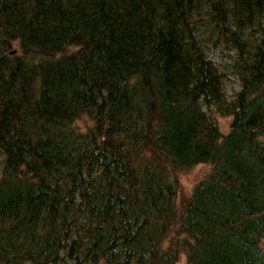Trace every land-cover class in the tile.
I'll list each match as a JSON object with an SVG mask.
<instances>
[{
    "label": "trees",
    "instance_id": "obj_1",
    "mask_svg": "<svg viewBox=\"0 0 264 264\" xmlns=\"http://www.w3.org/2000/svg\"><path fill=\"white\" fill-rule=\"evenodd\" d=\"M180 256L264 264V0H0V264Z\"/></svg>",
    "mask_w": 264,
    "mask_h": 264
},
{
    "label": "rangeland",
    "instance_id": "obj_2",
    "mask_svg": "<svg viewBox=\"0 0 264 264\" xmlns=\"http://www.w3.org/2000/svg\"><path fill=\"white\" fill-rule=\"evenodd\" d=\"M12 49H15V46H11ZM225 51V50H224ZM220 51L215 49H207L206 54L207 56L216 64V65H226L230 61L229 56L231 55V52L227 51ZM210 52V53H209ZM224 72V79L222 81V88L225 97L228 99L231 98L239 88V85L237 81L235 80L236 77L232 76V73L229 74L226 71ZM226 72V73H225ZM209 113L214 118L218 129L221 133H226L229 129L230 124V118L219 116L215 112H213L211 109L209 110ZM76 124L80 127L79 129H83L86 125L89 124V121L85 117H81L77 120ZM209 172V166L206 164H198L195 165L190 170L184 171L182 173H179L177 176V187H178V193L176 198V204L180 208L181 204L186 200V198L189 196L190 192L192 191L193 185L202 180L205 175ZM171 235V234H170ZM183 256H180L179 260L176 262V264H184L185 260L183 259Z\"/></svg>",
    "mask_w": 264,
    "mask_h": 264
},
{
    "label": "bare ground",
    "instance_id": "obj_3",
    "mask_svg": "<svg viewBox=\"0 0 264 264\" xmlns=\"http://www.w3.org/2000/svg\"><path fill=\"white\" fill-rule=\"evenodd\" d=\"M221 41V40H220ZM210 44V43H209ZM207 45V44H206ZM207 46H209V45H207ZM210 49V48H209ZM215 49V48H214ZM203 50V49H202ZM215 50H220V51H222V49H215ZM204 53V52H203ZM210 53V52H209ZM210 57V56H209ZM230 58V57H229ZM214 61V60H213ZM230 61V60H229ZM227 73H229V74H231L230 73V71H228V70H225ZM225 72V73H226ZM234 74V73H233ZM223 75H224V72H223ZM235 75V74H234ZM233 76V75H232ZM249 79V78H248ZM235 80L237 81V83H238V85H239V80H241V78H240V75H238L236 78H235ZM247 80V79H246ZM243 83V82H242ZM246 85V84H245ZM245 90V89H244ZM222 135L223 134H225V133H221ZM217 219V218H216ZM217 222V221H216Z\"/></svg>",
    "mask_w": 264,
    "mask_h": 264
},
{
    "label": "water",
    "instance_id": "obj_4",
    "mask_svg": "<svg viewBox=\"0 0 264 264\" xmlns=\"http://www.w3.org/2000/svg\"><path fill=\"white\" fill-rule=\"evenodd\" d=\"M11 52H14V51H11Z\"/></svg>",
    "mask_w": 264,
    "mask_h": 264
}]
</instances>
